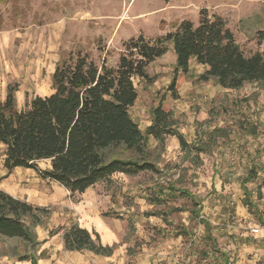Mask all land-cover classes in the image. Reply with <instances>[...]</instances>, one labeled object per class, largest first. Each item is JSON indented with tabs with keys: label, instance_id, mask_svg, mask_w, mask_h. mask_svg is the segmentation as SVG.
<instances>
[{
	"label": "rangeland",
	"instance_id": "obj_1",
	"mask_svg": "<svg viewBox=\"0 0 264 264\" xmlns=\"http://www.w3.org/2000/svg\"><path fill=\"white\" fill-rule=\"evenodd\" d=\"M205 8L225 19L246 54L263 51L257 32L264 30V0H0V100L5 99L9 85L16 86L17 106L24 108L34 95L53 89L52 74L60 61L88 54L98 64L105 60L115 66L126 40L139 35L156 39L174 31L183 20L198 25ZM167 46V54L148 68L153 82L134 80L139 97L130 109L133 119L144 128L160 102L166 110L178 104V126L190 143L204 139L215 127L225 128L224 136L200 154L199 164L185 159L176 137L167 138L163 151L151 139L149 147L160 174L142 172L127 182L119 177L111 186L100 182L88 194L114 196L109 199L114 205L109 211L117 220L120 245L131 248L125 264H134L143 249L154 255V264L166 261L158 255L179 258V264H217L221 255L212 252L200 218L210 222L216 248L228 253L231 263L264 264V83L219 92L208 105L204 97L223 88L213 79L200 81L202 68L196 66L193 74L181 79L178 92L183 98L174 102L169 86L176 54L172 42ZM205 112L204 119L201 113ZM243 125L257 128V134L246 133ZM4 149L0 143V162ZM46 164L42 161L39 166L44 169ZM252 166L257 177L246 187L256 213L244 203L241 187ZM38 179L33 170L17 171L10 183L21 194L35 192L45 200L55 196L58 201L65 197L76 201L80 196ZM178 179H182L179 186L200 200V217L187 198H170L162 205L147 201L157 183ZM50 207L45 228L53 226L51 218L58 211L57 206ZM182 229L186 232L178 235ZM0 242L3 254L31 252L20 239L0 237Z\"/></svg>",
	"mask_w": 264,
	"mask_h": 264
},
{
	"label": "trees",
	"instance_id": "obj_2",
	"mask_svg": "<svg viewBox=\"0 0 264 264\" xmlns=\"http://www.w3.org/2000/svg\"><path fill=\"white\" fill-rule=\"evenodd\" d=\"M257 40L263 51L246 54L225 19L216 13L209 14L205 8L200 12L198 25L183 20L174 31L156 39L139 35L126 40L115 66L105 60L98 64L88 54L60 61L52 74L54 92L34 95L23 109L17 107L16 86L9 85L5 99L0 100L4 167L8 173L17 167L36 169L43 178L57 182L72 194L84 193L100 182L111 186L116 173L129 177L142 172L160 174L149 147L150 138L157 141L156 149L163 151L170 136L179 140L187 161L199 164L200 154L218 144L225 128L215 127L208 130L204 139L190 143L177 128L172 111L160 102L152 111V124L143 131L130 113L139 97L134 80L138 77L152 83L148 67L167 54V43L172 42L176 68L169 88L175 99L179 98L178 86L189 74L192 59L208 67L200 81L213 79L222 88L231 90L261 84L264 30L257 32ZM248 128L244 129L246 133L257 134V128ZM47 160L50 168H40L39 163ZM256 177L257 170L252 166L242 182L244 203L253 213L258 209L246 184ZM181 180L157 183L147 200L162 205L170 198H187L200 217V200L188 188L179 186ZM51 213L50 206L34 205L0 189V236L18 238L31 249L16 254L18 260L38 264V259L46 256L45 251L36 254L42 243L36 228L45 227ZM200 222L212 250L223 256L220 264H229V257L216 248L210 222L203 218ZM61 231L66 250L91 251L100 256H111L115 250V246L102 244L99 235L78 223L60 226L51 230L50 235Z\"/></svg>",
	"mask_w": 264,
	"mask_h": 264
},
{
	"label": "crops",
	"instance_id": "obj_3",
	"mask_svg": "<svg viewBox=\"0 0 264 264\" xmlns=\"http://www.w3.org/2000/svg\"><path fill=\"white\" fill-rule=\"evenodd\" d=\"M174 63H176V60H174ZM196 66H200L202 68V71L199 72L200 73L199 76H201L208 69L206 65L199 64L195 59H192L190 62V71L188 75L193 74V68H195ZM136 78L138 79V77ZM226 91H237V90L223 88V91H214V92L208 93L204 97V99L207 100V104L210 105L214 101V97L217 93L226 92ZM53 92L54 90L52 89L49 93L45 95H41V96H47V95L52 94ZM196 97L197 96L193 95V98H196ZM182 98H183V94L182 92H179V98L174 99L173 101L178 102ZM178 108L179 106L178 104H176L175 107L170 106L168 109L172 111L176 119H177V114L179 113ZM19 109H23V108L20 107ZM181 111H183V109ZM201 114L204 115V119L208 117V113L206 112L201 113ZM197 120H199V117H197ZM151 124H152V119H150L149 121H146L144 128H142L141 125L139 126L144 131ZM177 128L181 131V129L178 126V123H177ZM151 139H154V138H150V140ZM4 154H5V149H4ZM4 158H5V155H3V160H1L0 162V179L3 178L2 181L0 180V189L10 193L11 195L19 199L27 200L28 202L34 205H38V206L52 205V206L58 207V211H54V216L51 218V221L53 224L52 227L50 226L48 228L47 227L45 228V227L38 226L36 228L38 240L42 242L40 246L38 247L36 254L37 256H39L42 251L46 252V256L44 258L38 259V264H125V259L127 256L126 253L129 254L131 251V248L128 247L127 244L120 245V239H119L120 230L117 228V220L112 216V213L109 211L110 209L114 207L111 200H109L110 198L112 199L114 198L113 195L107 194V195L100 196L96 194V192L94 194H88L89 191L93 189L94 187L89 188L84 193L73 194V196L77 194L80 195L78 200L76 201H73L72 199H67L66 197L63 201H58L56 200L57 198L55 196L52 197V200L40 199L35 196L34 194L35 192L34 193L30 192V194H26V193L21 194L18 192V189L16 187L11 185L10 183L11 179L13 175H15V172L17 171L33 170L37 174V177L39 178L38 180L41 179L42 181H48V182H52L53 184H57L60 187V189H62L65 192L67 191V193H70V195H72V193L69 190H67L66 188L58 184L57 182H54L50 179L43 178L36 169L17 167L11 173H8L7 169L4 167ZM45 162H47L46 164L47 166L44 169L50 168V161L47 160ZM119 177L125 182L129 181V178H131L123 173H116L113 175L112 178L114 180ZM121 187L124 190L127 189L126 185L124 186L121 185ZM241 187H242V184H241ZM66 217L67 219L68 217H70V220H66ZM73 223H78L82 228L87 229L89 232L93 234L99 235L102 244L108 245V246H115V250L113 254L111 256H100V255H96L95 253L91 251H69L65 249L62 231L56 234L50 235L51 230L57 229L60 226L67 227ZM181 231H182L181 233L178 232L179 233L178 235H182L183 232H186L185 229L184 230L182 229ZM0 237H3V236H0ZM11 239H18V238H11ZM2 250H3V245L0 242V264H31V262L27 260L25 261L18 260L14 254L13 255L9 253L3 254ZM212 252L216 253V251L214 252L213 250ZM217 253L221 255L220 252H217ZM222 253L226 254L229 257V264H233L230 262L231 258L228 255V253H225V252H222ZM168 254L172 255L171 252H169ZM157 258L159 260L166 258V261L164 262V264H179L178 263L179 258L177 259L174 256L167 257L164 255V257L161 258L158 255ZM220 259H218V261L216 262L217 264H220L223 261L222 255ZM134 262H135L134 264H154V255L150 251H146L143 249V251L136 254Z\"/></svg>",
	"mask_w": 264,
	"mask_h": 264
},
{
	"label": "built area",
	"instance_id": "obj_4",
	"mask_svg": "<svg viewBox=\"0 0 264 264\" xmlns=\"http://www.w3.org/2000/svg\"><path fill=\"white\" fill-rule=\"evenodd\" d=\"M254 233H258L260 230L259 229H253L252 230Z\"/></svg>",
	"mask_w": 264,
	"mask_h": 264
}]
</instances>
